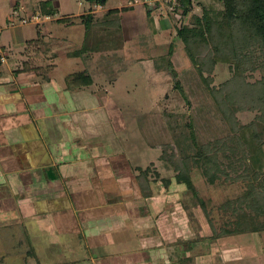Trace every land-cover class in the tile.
<instances>
[{"label":"rangeland","instance_id":"1","mask_svg":"<svg viewBox=\"0 0 264 264\" xmlns=\"http://www.w3.org/2000/svg\"><path fill=\"white\" fill-rule=\"evenodd\" d=\"M131 2L106 0L103 10L96 6L92 11L87 0H0V42L10 63L29 64L42 75L51 71L59 84L68 87L76 76L89 70L97 80V89L102 92L105 89L124 115L123 131L104 139L113 142L119 158L124 157L123 162L130 164L118 169L117 174L136 177L137 172L149 168L148 178L153 189L150 198L141 197L139 201L125 204L129 217L125 221V216L116 219V226L104 234V243L98 248H89L88 241L64 235L56 242L42 233L34 220L29 221L30 227L25 226L24 237L17 228L8 231L13 238L7 236L1 232V225L0 264H94L102 256H109L116 264H264V230L212 239L233 220L231 211L223 205L243 195L247 190L245 183L216 181L211 184L203 175V168L198 166L191 173L196 196L186 185L177 184L176 165L182 166L184 152L173 147L174 132L165 118L172 114L184 130L194 118V129L201 140L216 141L224 137L228 140L230 128L219 114H214L212 98L208 94L204 96L203 81L211 79L210 88L220 89L234 76V65L220 60L213 73H205L202 78L178 36L180 12L167 17L160 8L131 5ZM204 3L215 11L221 9L216 1L204 0ZM193 4L192 13L183 20L185 24L191 23L192 15L202 14L201 7L195 1ZM135 5L137 9L123 13V49L93 52V38L87 44L77 45L87 23L82 24V30L78 28L77 34L75 30L74 38L79 40L71 39L70 24L77 20L82 23L83 16L92 12L96 19H101L110 9ZM138 6L155 12L160 24L166 21L169 25L167 29L159 28V32L152 25V18ZM52 8L59 15L48 23H21L25 16L45 14L44 11ZM63 19L70 21H59ZM12 33L23 44L15 46ZM84 33L86 38V30ZM253 55L258 65L255 71L245 73L247 83L264 78V67L259 66L264 57L258 59L259 49ZM178 81L185 92L174 88ZM258 115V111H245L236 116L241 125L247 126ZM183 144H191L190 139ZM184 150L194 155L192 148ZM84 154L92 157L90 152ZM221 159L227 162L224 157ZM166 180L170 181L168 186Z\"/></svg>","mask_w":264,"mask_h":264},{"label":"crops","instance_id":"2","mask_svg":"<svg viewBox=\"0 0 264 264\" xmlns=\"http://www.w3.org/2000/svg\"><path fill=\"white\" fill-rule=\"evenodd\" d=\"M140 8L158 31L167 29L155 12ZM77 21L70 24L73 41L79 40L75 30L84 27ZM81 32L77 45L84 44ZM11 35L15 46L23 44ZM35 70L8 58L0 70V206L4 203V215L17 211L28 225L34 220L56 242L61 235L73 238L81 232L89 248H98L116 219L129 217L125 204L143 197L139 173L118 175L130 164L119 158L113 142L104 140L123 131L124 115L105 89H97L89 70L83 74L93 84L78 89L59 84L51 71L42 75ZM108 257L94 264H116Z\"/></svg>","mask_w":264,"mask_h":264},{"label":"trees","instance_id":"3","mask_svg":"<svg viewBox=\"0 0 264 264\" xmlns=\"http://www.w3.org/2000/svg\"><path fill=\"white\" fill-rule=\"evenodd\" d=\"M194 1L201 7L202 14L192 15L191 23L185 24L183 20L192 13ZM212 1L219 3L221 9L215 11L205 4L204 0L182 2L179 9L182 22L178 28V36L184 43L189 57L198 66L202 78L205 73L212 74L215 64L220 60L234 65V76L220 89L210 88L211 79L203 81L206 93L204 96L208 94L212 98L214 114H219L230 128L229 139L224 140V137L205 142L194 129V118L187 123L186 130L181 128L172 114L165 115V118L174 132L173 147L181 153L184 152L182 166L175 163L178 171L175 177L177 184L186 185L196 196L191 173L194 168L200 166L203 168V175L211 184L216 181L243 182L247 187L243 195L223 205L224 209L231 211L233 220L228 221L219 234L216 233L212 238L216 240L225 236L252 234L264 230V78L255 83H247L245 77L246 72L257 69L258 62L253 51L259 49L261 56L258 59L264 57V0ZM87 2L92 11L96 6L106 5V0ZM41 4L43 7V3ZM133 7L110 9L101 19H96L92 12L83 16L82 24L87 23L84 44L93 38V52L123 49V13ZM44 12L53 16L57 14V10L53 8ZM259 66L264 67V59L259 62ZM173 74L176 76L175 72ZM92 84L93 80L89 74H79L71 81V87L76 89ZM174 88H181L185 92L179 81L175 82ZM245 111L259 112L258 117L247 126L241 125L236 116L237 113ZM189 139L191 144H183V141L187 142ZM186 148H192L194 155L187 153L184 150ZM138 173V188L144 198H150L153 193L148 178L150 169L146 168ZM169 184L170 181L166 180L165 185ZM201 204L206 205L204 202Z\"/></svg>","mask_w":264,"mask_h":264},{"label":"built area","instance_id":"4","mask_svg":"<svg viewBox=\"0 0 264 264\" xmlns=\"http://www.w3.org/2000/svg\"><path fill=\"white\" fill-rule=\"evenodd\" d=\"M185 0H133L130 4H142V5H149L154 6L155 9L160 8L161 11L164 12V15L169 17L170 15L177 16L179 9L181 8L182 2ZM136 6V5H135ZM14 14H18V12H14ZM53 15L44 14V13H32L31 15L25 16L21 18V23L23 25L28 24H45L53 20ZM7 64V55L5 52L4 47L0 42V70L2 67Z\"/></svg>","mask_w":264,"mask_h":264},{"label":"flooded vegetation","instance_id":"5","mask_svg":"<svg viewBox=\"0 0 264 264\" xmlns=\"http://www.w3.org/2000/svg\"><path fill=\"white\" fill-rule=\"evenodd\" d=\"M0 197H1V195H0ZM1 200H3V199H0V202H1ZM3 204L4 203H1V206H0V226L1 225L3 226V230L1 232L2 233H5L7 236H9V235L12 236V232H8V231H14V229L17 228V230H19L22 233L23 237H24V234H26V232H27V229H26L25 226L28 227L29 225L24 224V221L21 218L22 216L17 211L16 212L15 211L14 212L11 211L10 213L4 215L3 214V211H4ZM18 220H21V221L18 222ZM34 225L37 226V227H39V229H40V226L39 225H37L35 223H34ZM28 233H29V230H28ZM75 234H77V236H75L73 238H75L77 241H81V239L87 241L89 239L88 236L83 235L81 232L80 233H75ZM13 237L14 236H12V238ZM26 237H27V241H28V236H26ZM31 237L34 238L33 235Z\"/></svg>","mask_w":264,"mask_h":264}]
</instances>
